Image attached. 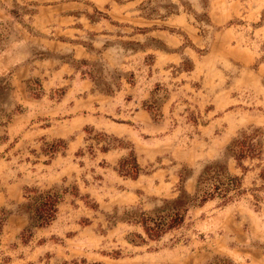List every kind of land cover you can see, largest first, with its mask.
<instances>
[{
	"label": "rangeland",
	"instance_id": "rangeland-1",
	"mask_svg": "<svg viewBox=\"0 0 264 264\" xmlns=\"http://www.w3.org/2000/svg\"><path fill=\"white\" fill-rule=\"evenodd\" d=\"M87 127L123 147L101 152ZM254 129L264 135V0H0V264H264V155L242 171L226 154ZM57 139L67 148L45 153ZM130 152L135 180L117 171ZM213 162L245 194L136 243L125 212L193 194ZM26 187L67 190L27 244Z\"/></svg>",
	"mask_w": 264,
	"mask_h": 264
},
{
	"label": "trees",
	"instance_id": "trees-1",
	"mask_svg": "<svg viewBox=\"0 0 264 264\" xmlns=\"http://www.w3.org/2000/svg\"><path fill=\"white\" fill-rule=\"evenodd\" d=\"M169 13H176L173 7ZM105 18V14L98 12ZM155 103L149 104L147 110L154 111L158 116ZM88 141H93L97 145H102L100 151L108 153L113 148H121L122 143L115 139L112 141L109 136L103 133H94L93 128L87 127ZM263 132L260 129L246 131L240 137L234 139L226 149V154L233 159L237 167L246 171L244 166L247 161L260 160L264 155ZM117 143V144H116ZM68 142L64 139H57L51 144H46L43 151L54 155L61 149H66ZM94 146L89 150L93 151ZM120 176L135 180L139 178L142 168L138 163L134 152L122 158L118 164ZM260 180L264 189V168L260 172ZM181 184L185 183L187 174H179ZM243 178L232 174L227 162H213L207 164L201 170L196 189L193 194L188 193L181 187L177 197L161 200V204L149 212L134 210L125 212L124 222L141 228L142 233H133L136 243L145 244L147 241H158L169 232L179 229L184 225L191 210L201 208L214 200H221L223 204L234 202L238 197L245 194ZM65 190L62 194H66ZM53 189L40 190L38 188H24V202L19 206L20 212L28 215L30 225L22 233L23 243H28L33 237V230L48 228L56 219L59 206L63 201V195ZM75 196H79L75 194ZM95 206H92L94 208ZM2 221V220H1ZM135 243V240H130ZM100 264V263H94ZM207 264H237L226 257H216Z\"/></svg>",
	"mask_w": 264,
	"mask_h": 264
}]
</instances>
